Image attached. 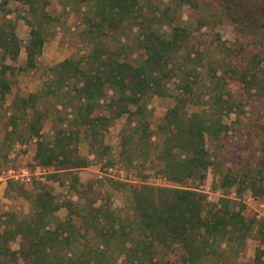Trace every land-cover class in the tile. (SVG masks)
<instances>
[{
  "label": "trees",
  "instance_id": "1",
  "mask_svg": "<svg viewBox=\"0 0 264 264\" xmlns=\"http://www.w3.org/2000/svg\"><path fill=\"white\" fill-rule=\"evenodd\" d=\"M11 2L28 8L31 37L26 46L27 67L36 66V55L45 42V26L50 23L48 0H0V114L5 111L2 116L6 115L0 129L4 132L0 135V169L8 168L11 162L9 148L13 141L33 138L37 139V166H59L58 170L69 173L88 166V158L79 154L74 140L81 135L90 139L91 152L98 154L94 136L99 134L100 124L94 116L104 108L109 115L99 120L127 115L134 139L149 147L153 131L147 119L146 97L151 93L168 94L166 84L176 76H188L182 65L187 66L192 57V51L187 50L188 38L179 25H173L169 8L148 15L142 0H76L87 6L90 17L86 33L92 41L91 50L53 66L40 92L16 96L6 109L3 103L12 86L7 74L13 69L6 60L16 62L22 47L14 19L9 17ZM128 25L139 28L141 53L136 61L111 51L102 42L108 35L105 28L113 31ZM166 26L170 32L164 30ZM196 78L183 82L181 95L175 96L177 103L161 125L159 157L167 179L173 183L190 179L203 182L209 168L218 167L220 188H238L245 178L248 182L244 180V186L235 189L240 194L248 188L255 190L261 178L259 192L264 196V140L254 167L235 170L216 165L208 143L215 144L227 130L222 117L234 110L235 102L224 97L218 82L221 75L216 73L217 80L211 78L208 84H200ZM241 78L248 90L255 88L246 75L241 73ZM193 86L203 87L206 97L204 102L195 103L199 110L190 113L184 95L193 94ZM109 91L112 95L102 105ZM50 98L59 99L62 108H68L61 103L62 98L70 99L74 109L61 128H53L52 135L43 137V121L51 115L42 103ZM74 124L77 131L71 128ZM111 182L117 187L131 186L116 179ZM127 188L131 210L125 219L110 206L87 201L72 202L67 219L60 221L54 215L61 207L56 197L35 187L27 197L31 203L28 214L0 215V259L13 264H167V254L179 251L182 264H232L252 237L259 246L249 264H264V218L248 215L239 195L223 193L212 203L194 187L147 184ZM17 239L20 247L12 250L10 243Z\"/></svg>",
  "mask_w": 264,
  "mask_h": 264
},
{
  "label": "rangeland",
  "instance_id": "2",
  "mask_svg": "<svg viewBox=\"0 0 264 264\" xmlns=\"http://www.w3.org/2000/svg\"><path fill=\"white\" fill-rule=\"evenodd\" d=\"M48 2L50 23L45 26V42L42 52L36 55L35 67L26 65V46L31 37V25L27 22L28 8L17 2L9 3L12 11L9 17L14 19L22 47L16 62L6 60V63L13 67L12 73L7 74L12 86L3 103L6 109L16 96L40 92L44 88V83L51 77L53 66L73 56L88 53L92 48V41L88 39L86 33L90 17L87 6L84 3H77L76 0ZM142 4L146 6L148 15L152 11L159 12L169 8L173 25H179L183 29L188 38L187 50L192 51L188 65H182L188 76L172 78L166 84L168 94L161 96L151 93L146 97L147 119L153 131L149 147L134 139L132 126L127 123V115L108 121L99 120L102 115H109L105 108L94 116L96 123L100 124L99 134L97 137L94 136L97 143V148L94 149L98 154L95 156L91 152L90 139L84 138L83 135L79 139L76 138L74 141L79 154L88 158L89 164L73 170L72 173L58 170L59 166L41 167L39 170L40 166L36 165L34 158L36 138L26 142L13 141L9 148L11 162L8 168L0 169V176H8V171L11 170L10 173L21 177L19 176L17 180L11 179L7 201L0 202V215L4 212L28 214L31 203L27 197L36 187L44 188L56 197L55 201L61 207L54 215L60 221L67 219L68 207L72 202L84 204L87 201L110 206L125 219L131 210L127 200L129 189L127 187L149 184L198 188L212 203H216L223 193H228L232 197L239 195V199L247 204L246 213L255 215L258 219L264 218V196L259 192L261 178L256 181L255 190L248 188L240 194L235 189L242 188L244 180L247 179L240 180L242 184L238 188L237 186L230 189L220 188L217 181L218 167L209 168L203 182L190 179L183 183H173L167 179L163 171L164 162L159 157L161 125L168 110L177 103L175 96L181 95L183 82L197 80L198 76L200 84H208L211 78L217 80L215 78L217 73L221 75L218 82L222 85L224 97L229 100L232 98L235 106L232 112L222 117L227 130L215 144L208 143L216 165L240 170L252 168L258 163L264 140V0H190V3L183 4L180 0H142ZM164 30L170 32L171 28L166 26ZM105 31L108 35L102 42L106 47L111 51L121 52L129 61L138 60L141 53L138 26H122L113 31L105 28ZM241 73L242 76L246 75L247 80L252 82L255 88L247 89L248 84L241 81ZM193 87V94L184 95L190 113L198 111L199 107L195 103L204 102L202 99L206 97L203 87L202 90L197 86ZM111 95L112 91H109L101 104L106 105ZM61 103L68 108H62L59 99L56 98L45 99L42 103L44 110L50 111L51 115L43 121V137L52 135L53 128L56 130L61 128L68 112L72 110L71 108L74 109L70 99L62 98ZM135 108L136 106H132V109ZM4 113L5 111L2 114ZM2 114L0 129L6 121V115L3 117ZM71 128L77 131L75 124ZM3 134L1 131L0 135ZM102 141L103 146H99ZM246 165L248 166L245 167ZM111 168L114 169L113 172L110 171ZM26 170L27 174L24 172ZM115 179L127 182L131 186L117 187L111 182ZM74 223L77 224V220ZM258 246L259 242L255 238H249L244 250L232 264H249ZM10 247L12 250H18L20 240L10 243ZM261 247L264 248V244ZM167 259V264L183 263L179 251L169 252ZM0 264L13 263H6L0 259ZM206 264L213 263L209 261Z\"/></svg>",
  "mask_w": 264,
  "mask_h": 264
},
{
  "label": "crops",
  "instance_id": "3",
  "mask_svg": "<svg viewBox=\"0 0 264 264\" xmlns=\"http://www.w3.org/2000/svg\"><path fill=\"white\" fill-rule=\"evenodd\" d=\"M38 169L40 170L41 167H38ZM24 172L27 174L28 171L26 170ZM19 176L21 177V175H15V174L13 175L12 173H9L8 176H4V177L0 176V202L7 201V192L9 191V185H10L9 183L11 179L17 180ZM27 179H29V177ZM244 204L246 205V210H247V204L246 203Z\"/></svg>",
  "mask_w": 264,
  "mask_h": 264
},
{
  "label": "built area",
  "instance_id": "4",
  "mask_svg": "<svg viewBox=\"0 0 264 264\" xmlns=\"http://www.w3.org/2000/svg\"><path fill=\"white\" fill-rule=\"evenodd\" d=\"M110 171H111V172H113V171H114V169H112V168H111V169H110ZM10 172H12V171H11V170H10V171H8V173H10Z\"/></svg>",
  "mask_w": 264,
  "mask_h": 264
}]
</instances>
